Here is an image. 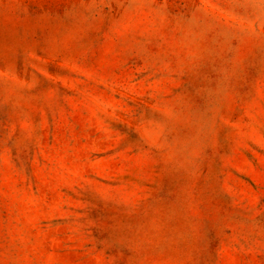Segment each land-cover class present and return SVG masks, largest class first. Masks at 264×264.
<instances>
[{
  "label": "rangeland",
  "instance_id": "1",
  "mask_svg": "<svg viewBox=\"0 0 264 264\" xmlns=\"http://www.w3.org/2000/svg\"><path fill=\"white\" fill-rule=\"evenodd\" d=\"M0 264H264V0H0Z\"/></svg>",
  "mask_w": 264,
  "mask_h": 264
}]
</instances>
